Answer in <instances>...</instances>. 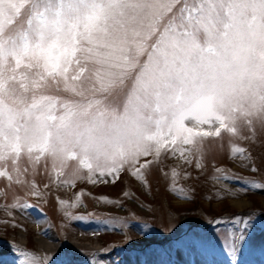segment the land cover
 Segmentation results:
<instances>
[{
  "label": "snow or ice",
  "instance_id": "6c2138e0",
  "mask_svg": "<svg viewBox=\"0 0 264 264\" xmlns=\"http://www.w3.org/2000/svg\"><path fill=\"white\" fill-rule=\"evenodd\" d=\"M257 125L264 131V0H0V167L10 163L17 184L29 171L22 157L31 166L51 162L57 176L76 161L72 175L86 169L92 184L114 183L126 167L143 181L141 169L154 161L136 167L141 157L178 153L190 164L186 153L201 151L208 138L250 139ZM231 152L247 159L242 147ZM5 176L14 179L0 171ZM79 202L77 195L71 207ZM255 218L229 221L231 255ZM178 243L196 249L200 241ZM12 248L19 264L55 259Z\"/></svg>",
  "mask_w": 264,
  "mask_h": 264
},
{
  "label": "rangeland",
  "instance_id": "374dc122",
  "mask_svg": "<svg viewBox=\"0 0 264 264\" xmlns=\"http://www.w3.org/2000/svg\"><path fill=\"white\" fill-rule=\"evenodd\" d=\"M256 128V135L250 139H242L240 135L232 136L228 133H222V140L208 138L201 151L194 149L192 154L186 153L192 161L190 164L180 158L178 153L172 156L170 152H162L158 161L154 160L151 155L141 157L136 167H140L146 161H154L148 168L141 169L142 174L145 175L144 181H138L131 174L134 169L126 167L119 174L126 177V182L123 183L116 179L113 183L112 178L106 177L107 183L98 180L97 183L92 184L87 178L86 169H81L78 176L72 175L73 169L79 167L76 161H67L68 167L58 169L63 174L57 176L52 170L51 162L47 167L43 162L39 166H31L28 165L26 157H22L21 170L24 167L29 168L27 173L21 171L19 177L25 183H15L16 173L12 170L10 163L5 167H0V171H5L14 177L11 182L7 180V176L0 177V193H6V195L0 194V218H12L8 228L4 229L0 225V238L4 236L14 240L13 242L19 246L25 244L30 252L40 254L42 258L54 256L55 259L51 264L67 262L65 253L61 251L58 243L59 239L72 248L92 251V264L93 261L96 263L100 259H103L104 264H120L118 257L111 259L113 254L130 250L142 254L148 249L143 246L145 237L133 233L132 223L129 220L130 217L141 213L142 216L139 217L152 220L158 227V232L168 236L177 235L172 241H165L164 245L167 248L172 245L180 246L178 241L194 235L200 241L198 245L200 249L198 246L196 249L183 247L184 249L205 252L207 247L202 246L206 245L213 247L211 250L207 249L209 253L230 255L228 241L230 233H234L236 228L233 229L229 221L236 215L244 216L255 213L254 225L236 254L237 257H249L253 254L264 255V188L249 187L247 192L243 190L246 182L255 181L264 184V131L258 125ZM242 135L251 136V133L242 126ZM232 147L244 148V155L247 159L241 160L239 155L234 156L231 152ZM197 162L201 163L202 167L198 168ZM253 168L256 171H253ZM173 170L177 175L173 176ZM220 175L232 177L237 184L214 177ZM66 180L74 181V186L72 183H64ZM33 183L41 195L31 194ZM46 184L47 188L44 187ZM177 189H182V191H177ZM77 193L83 200H80L81 202L76 207H71L76 202ZM25 195L32 199L35 206L47 211V217L43 219L46 225L44 230L38 231L35 218L24 214L23 210L5 207V205L16 203L17 200L22 202V196ZM104 198L112 202H105ZM238 199L245 200L242 207L233 203ZM60 200H67L69 206L60 205ZM87 207H90L91 213L104 217L106 221L109 220L112 224H118L121 227L125 226V233L119 235L112 231H99V236H96V232L94 233L92 229L81 228L65 220V217L68 219L70 217L65 213H72L71 210L75 208L79 216ZM240 210H246V212L243 213ZM9 212L12 214L9 215ZM13 220L20 221L24 226H12ZM217 220L225 222L217 224L215 223ZM110 226L113 229V226ZM181 230L184 233L180 236ZM113 237L120 242H129V245L118 244L113 247V251L100 253V245L106 242L105 247H109V239ZM39 240L44 242L46 240L47 245L40 243ZM16 259L21 260L18 254ZM254 259L259 260L256 257ZM202 262L203 264H207L206 262L216 264L210 259H203Z\"/></svg>",
  "mask_w": 264,
  "mask_h": 264
},
{
  "label": "bare ground",
  "instance_id": "6f19581e",
  "mask_svg": "<svg viewBox=\"0 0 264 264\" xmlns=\"http://www.w3.org/2000/svg\"><path fill=\"white\" fill-rule=\"evenodd\" d=\"M233 203L236 205V206H238V207H242V205H244V203H245V200H243V199H238V200H235V201H233ZM26 226V225H25ZM36 230V229H35ZM28 231H29V229H28ZM27 231V232H28ZM39 231V230H38ZM45 232V231H44ZM38 233V232H37ZM4 237V236H3ZM16 241V240H15ZM8 241L6 240V239H0V255H2L5 251H4V249L2 248V246L1 245H3V244H5V243H7ZM18 242V241H17ZM39 242L40 243H42V244H44L45 242H46V240H45V242L44 241H42V240H39ZM53 244V243H52ZM47 245V243H45V246ZM52 246V245H51ZM50 246V247H51ZM43 248V247H42ZM46 248V247H45ZM47 249V248H46ZM53 249V248H52ZM56 249V248H55ZM56 253H57V251H56ZM122 258H124V261H122V264H129V263H131V262H133V259H132V257H126V256H123ZM135 258H139V256L138 255H136V257ZM111 260V259H110ZM0 264H6V261H4V260H2V259H0Z\"/></svg>",
  "mask_w": 264,
  "mask_h": 264
}]
</instances>
